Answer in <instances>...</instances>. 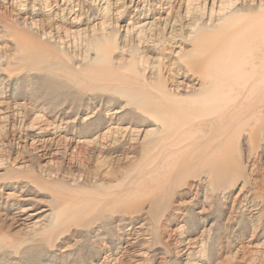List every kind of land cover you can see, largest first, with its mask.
Returning a JSON list of instances; mask_svg holds the SVG:
<instances>
[{
  "label": "rangeland",
  "instance_id": "rangeland-1",
  "mask_svg": "<svg viewBox=\"0 0 264 264\" xmlns=\"http://www.w3.org/2000/svg\"><path fill=\"white\" fill-rule=\"evenodd\" d=\"M0 264H264V0H0Z\"/></svg>",
  "mask_w": 264,
  "mask_h": 264
},
{
  "label": "bare ground",
  "instance_id": "bare-ground-1",
  "mask_svg": "<svg viewBox=\"0 0 264 264\" xmlns=\"http://www.w3.org/2000/svg\"><path fill=\"white\" fill-rule=\"evenodd\" d=\"M142 25H144V24H142Z\"/></svg>",
  "mask_w": 264,
  "mask_h": 264
}]
</instances>
